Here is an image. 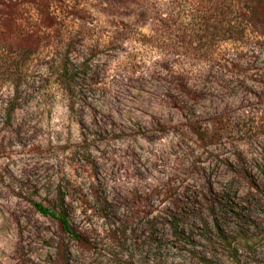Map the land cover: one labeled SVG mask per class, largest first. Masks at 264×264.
I'll return each mask as SVG.
<instances>
[{
	"label": "rangeland",
	"instance_id": "374dc122",
	"mask_svg": "<svg viewBox=\"0 0 264 264\" xmlns=\"http://www.w3.org/2000/svg\"><path fill=\"white\" fill-rule=\"evenodd\" d=\"M151 1L0 0V264H264V27L185 56Z\"/></svg>",
	"mask_w": 264,
	"mask_h": 264
},
{
	"label": "trees",
	"instance_id": "16d2710c",
	"mask_svg": "<svg viewBox=\"0 0 264 264\" xmlns=\"http://www.w3.org/2000/svg\"><path fill=\"white\" fill-rule=\"evenodd\" d=\"M4 6L12 8V0H3ZM110 1H124V0H110ZM7 2V3H6ZM177 2L180 10V18H175L170 15V19L167 22L156 18L154 21V31L157 35L162 37L161 44L163 48L167 50L175 51L182 55H194L201 57L207 51H211L216 45H230V49L236 48L238 45H243L247 33L260 32L264 27V0H173L171 4ZM26 6L36 10V13L40 18L41 23L45 21L50 24L54 19V14L50 12L49 4L47 0H24ZM133 4L142 7L150 6V9L154 12V6H152L151 0H133ZM10 15H6V20ZM56 17V16H55ZM176 20H187L181 29V32L193 33L192 36H168L167 33L171 32L176 26L174 24ZM154 20V18H153ZM180 25V26H181ZM194 26V29L189 27ZM162 33V35L160 34ZM39 38V39H38ZM38 39V40H37ZM41 39L37 35L36 31L27 32L25 36V42L23 44V55L25 60L29 58L30 48L37 46V41ZM2 41H6L2 39ZM22 44V43H21ZM231 65L241 67L239 63L231 62ZM224 68L228 69L226 64H223ZM56 79L61 83H65V89H70V68L68 63H63L58 66L56 72ZM16 86V85H15ZM17 87V86H16ZM36 209L44 216H51L58 220L61 228L68 234L74 235V230L69 222L67 206L65 205L64 196L59 197V206L48 207L42 203H34ZM77 237V236H75Z\"/></svg>",
	"mask_w": 264,
	"mask_h": 264
}]
</instances>
